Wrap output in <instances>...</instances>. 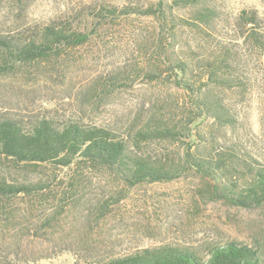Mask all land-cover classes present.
<instances>
[{"label": "trees", "instance_id": "trees-1", "mask_svg": "<svg viewBox=\"0 0 264 264\" xmlns=\"http://www.w3.org/2000/svg\"><path fill=\"white\" fill-rule=\"evenodd\" d=\"M80 14L0 32V78L60 61L88 45L100 28L137 15L155 22L144 45L154 67L148 76L173 86L177 99L148 105L142 123L123 130L51 112L18 118L0 111V159L29 173L20 182L0 177V199L46 198L55 188V172H64L57 182L70 194H78L86 171H106L129 186L172 182L195 172L206 181L213 200L263 207L264 164L244 146L217 134L237 124L226 93L264 89V18L259 11L244 8L234 14L226 0H140L122 7L104 2ZM120 76L109 86L128 87L131 73L119 82ZM154 143L177 148L146 150ZM3 215L5 211L0 221ZM0 264L29 263L5 255ZM74 264H264V256L231 240L211 244L206 253L163 245Z\"/></svg>", "mask_w": 264, "mask_h": 264}, {"label": "rangeland", "instance_id": "rangeland-1", "mask_svg": "<svg viewBox=\"0 0 264 264\" xmlns=\"http://www.w3.org/2000/svg\"><path fill=\"white\" fill-rule=\"evenodd\" d=\"M138 1L0 0V32L27 22L78 18L81 11L104 2L122 7ZM226 5L234 14L253 8L264 18V0H226ZM154 28L153 19L132 15L100 28L88 45L60 61L21 68L0 78V111L18 118L51 112L122 130L141 124L148 105L178 96L165 80L148 76L154 67L144 45ZM128 73V87L109 86L115 76L121 74L120 82ZM224 98L234 106L237 124L218 131V137L239 143L264 164V89L256 87L245 95L226 93ZM176 148L154 143L146 150ZM55 173L57 181L65 178L64 172ZM28 176L25 169L0 159V177L20 182ZM86 177L78 194L65 193V184L56 181L43 199H0V212L5 211L0 221V258L8 255L29 264L93 263L163 245L206 253L211 244L231 240L264 256V206L242 208L215 201L206 181L195 172L172 182L137 186L126 185L106 171H86Z\"/></svg>", "mask_w": 264, "mask_h": 264}]
</instances>
